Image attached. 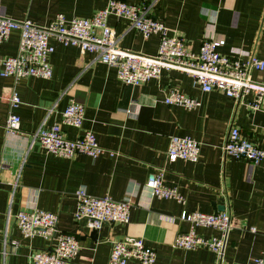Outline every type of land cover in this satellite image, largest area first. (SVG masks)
<instances>
[{
	"label": "crops",
	"instance_id": "obj_1",
	"mask_svg": "<svg viewBox=\"0 0 264 264\" xmlns=\"http://www.w3.org/2000/svg\"><path fill=\"white\" fill-rule=\"evenodd\" d=\"M107 1L0 0V14L44 26L58 13L68 19L90 18ZM121 1L150 5V16L165 24L168 35L180 36L193 52L199 50L204 38L214 37L224 41L218 48L222 54L252 53L264 59V0ZM107 22L119 47L147 55L157 52L158 34L144 37L126 19L113 15ZM50 43L54 47L49 55L50 78L30 76L14 81L0 77V264H31L33 249L49 248L41 235L24 237L17 227L15 213L32 209L56 213L57 230L78 238L79 251L69 264H107L111 241L125 236L141 238L152 247L156 253L153 264L264 259V162L251 164L225 157L222 151L230 126L264 149V98L260 108L252 109L246 105L253 98L251 93L235 101L218 90L205 92L178 69H164L158 79L128 85L118 79L114 67L98 61L94 53H80L76 46H64L54 39ZM18 45V31L0 41V66L3 58L16 54ZM251 79L264 84V72L252 71ZM11 88L20 97V104L12 110L20 117L16 134L4 129ZM170 89L195 98L199 105L186 109L165 104ZM70 101L84 104V120L79 128L62 125L63 137L75 139L91 130L112 156L64 158L46 152L37 143L30 146L31 135L59 123ZM172 136L197 140L198 161H169L166 151ZM156 168L164 169L165 185L175 187L183 201L148 194L144 184ZM80 186L94 196L127 199L131 204L129 221L104 223L96 229L84 219H75V190ZM183 210L230 214L232 229L221 257L207 248L174 247L176 235L190 227L179 218ZM195 231L206 237L217 233L210 227L198 226Z\"/></svg>",
	"mask_w": 264,
	"mask_h": 264
},
{
	"label": "built area",
	"instance_id": "obj_2",
	"mask_svg": "<svg viewBox=\"0 0 264 264\" xmlns=\"http://www.w3.org/2000/svg\"><path fill=\"white\" fill-rule=\"evenodd\" d=\"M150 5L129 4L121 0H108L104 7L90 18H66L62 13L56 14L47 25L39 26L28 19L15 20L0 14V41L7 39L12 31L19 32V45L15 55L1 60L0 77H12L14 81L25 77L50 78L52 66L49 55L54 47L51 39L64 46H76L80 53L91 52L98 61L116 69L120 81L128 85H140L149 79H158L164 69L183 70L189 74L202 91L218 90L226 96L240 101L251 93L253 98L246 105L258 109L264 98V84L251 79L252 71L264 72V59L252 53L232 57L222 54L218 48L224 41L214 37L202 40L199 50H189L178 35H168V28L158 19L150 16ZM115 16L128 21L131 28L144 37L158 34L159 45L154 55H147L119 47L113 28L108 24V17ZM9 112L4 124L7 134L19 132L20 117L12 110L20 104V97L14 88L8 94ZM167 105H178L192 109L199 102L175 89H170L164 96ZM85 106L70 101L62 111L59 123L39 129L31 135L30 146L37 143L46 152L59 157L72 158L86 154L96 158L112 151L101 147L91 130L84 131L75 139H66L62 134V125L81 127ZM222 151L225 157L241 159L251 164L264 162V149L257 147L243 138L236 126H230ZM166 155L169 161L182 159L197 162L200 144L189 136H172L169 139ZM164 169L156 168L148 173L145 188L151 197L162 199L175 198L183 201L182 195L175 187L164 183ZM76 209L74 217L84 219L92 228H99L104 223H127L130 216V202L114 200L112 197L94 196L84 186L75 190ZM17 227L24 237L41 235L49 242L47 249H33L30 252L31 264H69L79 251L78 238L57 230L58 216L54 212L42 209L19 210L14 215ZM180 220L189 224V229L179 232L173 242L181 249L207 248L218 257L223 254L225 242L232 229L230 214L226 211L201 212L185 211ZM210 227L216 234L203 236L195 227ZM4 246L8 241L4 239ZM107 264H153L155 250L144 243L143 239L125 236L121 240H112ZM225 264H264V259L255 258L251 263L229 262Z\"/></svg>",
	"mask_w": 264,
	"mask_h": 264
},
{
	"label": "water",
	"instance_id": "obj_3",
	"mask_svg": "<svg viewBox=\"0 0 264 264\" xmlns=\"http://www.w3.org/2000/svg\"><path fill=\"white\" fill-rule=\"evenodd\" d=\"M223 208H224V207L220 206L218 209H219V210H223ZM92 236H93L94 238L96 237V232H95V231L92 232Z\"/></svg>",
	"mask_w": 264,
	"mask_h": 264
}]
</instances>
